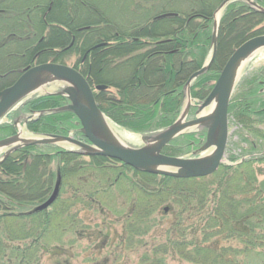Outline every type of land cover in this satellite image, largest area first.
I'll return each instance as SVG.
<instances>
[{
  "label": "trees",
  "instance_id": "trees-1",
  "mask_svg": "<svg viewBox=\"0 0 264 264\" xmlns=\"http://www.w3.org/2000/svg\"><path fill=\"white\" fill-rule=\"evenodd\" d=\"M224 1L135 0L130 8L132 22L128 18L127 26L107 18L82 21L80 6L85 0H16L17 6L0 4V16L10 23L0 27V36L7 38L0 42V91L11 86L26 67L49 62L64 65L65 55L72 51L81 56L79 65L73 68L90 86L107 87L95 94L100 110L123 129L148 131L158 114L169 118L178 113L184 86L209 59L211 25ZM255 1L264 8V0ZM164 14L175 16L156 20ZM263 23L264 15L243 2L228 6L220 22L216 60L198 89L202 98L206 99L221 66L235 50L264 35ZM86 27L89 29L81 31ZM73 39L75 47L69 49ZM100 44L105 46L91 50ZM195 90L192 86V98L197 95ZM248 97L230 107V113L236 111L238 122L246 127L252 123L256 104ZM65 100L60 96L39 98L26 108L40 114L64 106ZM260 113L264 115V109ZM72 117L69 112L45 114L30 121L28 130L67 137L71 129L77 130L70 121ZM78 137H83L80 131ZM51 147L19 149L0 165V264H43L45 254L61 255L62 246L89 236L86 232L91 228L81 219L82 209L123 216L125 248H134L143 244L153 228L148 220L165 204L176 205L180 211L174 226L180 238L154 249L155 256L172 252L189 264H249L258 256L264 261V182L258 186L255 168L256 163L264 164V157L236 166L223 165L208 178L175 179L138 172L101 156L87 157L59 149L45 151ZM174 153L170 145L163 150L169 157ZM128 171L136 179H128ZM59 176L61 187L56 202L34 213L53 194ZM210 178L214 182L206 186ZM116 195L124 199L127 211L116 209ZM211 197L214 209L208 212ZM195 209L197 214L203 211L206 215L198 218V231L191 225L187 233L181 218ZM191 236L194 238L189 240ZM226 241L243 245L236 249L224 244ZM140 264L155 262L146 256Z\"/></svg>",
  "mask_w": 264,
  "mask_h": 264
},
{
  "label": "rangeland",
  "instance_id": "rangeland-1",
  "mask_svg": "<svg viewBox=\"0 0 264 264\" xmlns=\"http://www.w3.org/2000/svg\"><path fill=\"white\" fill-rule=\"evenodd\" d=\"M33 1L35 2V0ZM134 1L135 0H85L86 3L80 6L82 8V13H81L82 21L89 19L101 20L107 18L108 20H110L115 24H120L121 26L122 25L127 26L128 18L130 20V23L132 22L133 16L131 15L132 10L130 8L132 7ZM39 3L40 2H37L36 4ZM142 3L144 2H140V4ZM0 4H13L14 6H17L16 0H1ZM246 5L250 7L248 4ZM0 19L2 20L0 21L1 28H5L10 25V23L7 22L5 17L2 18V16H0ZM215 26H216V18L215 19L213 18V22L211 25L212 35ZM45 38H46L45 36L42 37V40H45ZM6 41L7 38L0 36V42H6ZM22 43L24 42L22 41ZM73 47H75V41L72 40L69 49L71 48L74 49ZM70 53L65 55L64 61H62L64 62V65H67L69 67H75L76 65H79L78 63L81 60V56H78L75 52L72 51ZM211 53H212V43L208 47V56H207L208 58L211 56ZM228 60L226 61V63L228 62ZM49 63H53V62H49ZM225 65L226 64H224V66ZM224 66H221L219 75L221 74V71L223 70ZM22 74H23V70H21L20 76ZM207 74L208 72L193 82V84L190 87V98L187 96L186 93V88H185L186 85L184 86L183 102L177 114H173L169 118H167L168 117L167 115H163L162 113L158 114L160 118L159 117L157 118V116L154 118L152 122L155 124L148 131L146 130H143L144 132L128 131L114 124L113 121L106 114L104 115L117 130V133L121 137H123V140L121 142L122 145L134 149L140 148L146 145L145 142L142 140L143 136L156 135L159 132L168 129L176 122H180L182 120L183 114L186 109H188V112L185 122L196 119L198 107L205 100V98H202L203 96L201 97V93L198 92L199 91L198 89H200L201 84L204 82L203 78ZM214 83L215 82H212V85ZM192 86H194L195 89H197L195 90V92H193L194 94H197L193 98L191 96ZM44 88L45 89L43 91H40L37 94L28 97L26 101H23L22 103L17 105L12 110V112L8 114V116L2 121V123L0 124V143L10 140V138H14L15 136H17L18 133L22 135L23 140H28L33 137H46L47 135H49V134L44 135L43 133L37 134L28 130V123L30 122L28 121L29 118L36 116L37 114L31 113L26 108V105L39 98L50 97L45 95L46 93L56 94L62 92L65 88V85L61 82H51ZM111 92L114 95L116 94V91L114 90H111ZM253 93L255 96L252 98ZM246 95L249 96L248 98L250 99V102H252L253 104L254 102H256L255 106H253L254 111L251 114L252 123H248L250 127L243 126L238 122L236 118V111H231L230 113L231 105L232 107H236V105L239 104L242 98ZM259 100L260 102H258ZM64 103L66 105L67 102L63 101L62 104L64 105ZM263 106H264V50H260L246 59V63L244 64L242 75L232 95V99L229 105V118H228L229 137L225 151L224 165L236 166L244 161H249V160L257 161V159L264 157V115L260 113L264 109ZM212 107L213 105L209 109H207V112L211 111ZM200 115L202 114H198V116ZM163 118H165L166 120H164ZM70 121L72 122V124L73 123L76 124L77 130L71 129L67 137L74 138L76 140L84 139L83 137L82 138L78 137V132L81 130L78 119L74 116L71 118ZM39 128L41 130V126ZM206 134H207L206 128L194 129V130L192 129L191 131H187L185 134L174 139L169 144L170 148L176 152L174 153L175 156L172 157L195 158L201 155L205 156L210 154L213 148H211L208 151L202 150L205 144L203 135ZM128 138L129 139L132 138L133 140L131 139L128 140ZM51 146L52 147L50 149H46L45 151L51 152V150H57V149L65 150V148H68L70 151L72 149L71 147H67L64 145H51ZM12 147L15 146L4 147L0 150V160L3 157L4 153H6ZM255 168L259 182L258 186L260 187L261 183L264 182V164L256 163ZM126 174L128 176V179L132 180V178H134V174L132 172L128 171ZM213 182L214 179L210 178L205 181V184L207 186L212 184ZM116 197H117L116 209L119 212L127 211L128 208L123 206L124 199L118 197V195H116ZM213 206H214V200L211 197L209 198V203L206 207V211L211 212L214 209ZM164 209L165 211L167 210L165 213L163 212ZM81 211H83L81 214V219H84V222L87 225H90L91 228L89 232L85 231L89 236L84 235L83 236L84 239H82L81 241H76L75 244L73 245L66 244L65 246H62L64 251L59 256L53 257L50 254H45L42 261L43 264H56V261L61 262V264H65V262H67V264H140L142 258L146 256H148L151 261L155 262V264H189L181 260L177 255L173 254L172 252H168L167 255H163L162 253H158L157 256L154 255V251L156 250V248L162 246L161 244L167 243L169 240L172 241L174 239L180 238L177 235L178 231H176L174 228V226L178 223L177 215L180 212L176 205L174 206L172 204H165L162 205L160 208H158L157 212L153 215L152 219L148 220V222L151 223L153 228L151 229L150 233L145 237L143 244L130 249L125 248V244L123 241V239L125 238V234L123 230V221H124L123 216L106 214V213L97 214L93 211H84L83 209ZM205 215L206 213L203 214V211L200 214H197L196 209L195 212L193 213L190 212L185 213L181 218L183 219V223H184L182 225L183 230L184 228L188 227L187 230L189 231H187V233L191 232L192 229L189 228H191L190 226L192 225L198 231L199 230L198 226L200 224L198 222V218L201 216L205 218ZM188 238L189 240H192L194 237L191 236ZM224 244L236 249L241 248L243 245L237 241H226V243ZM249 264H264V261H262V258L258 256L257 258L255 257L254 259L252 258Z\"/></svg>",
  "mask_w": 264,
  "mask_h": 264
},
{
  "label": "water",
  "instance_id": "water-1",
  "mask_svg": "<svg viewBox=\"0 0 264 264\" xmlns=\"http://www.w3.org/2000/svg\"><path fill=\"white\" fill-rule=\"evenodd\" d=\"M234 2H243L252 9L264 15V8L254 0H225L217 9L220 13L218 22L212 35V53L209 60L201 70L195 72L186 83V93L190 98V87L199 77L205 75L213 66L218 51V33L223 12ZM175 14H164L156 20L173 17ZM89 29V28H84ZM105 44L93 47L95 50ZM264 50V35L254 37L242 44L229 58L208 97L198 107L197 117L192 121L176 122L168 129L153 136H143L146 145L140 148H129L116 138L107 125L108 119L98 107L94 90L86 78L73 67L56 63H45L26 68L23 74L10 87L0 91V124L12 110L26 101L28 97L37 94L44 77L51 82H61L65 85L62 92L45 94L47 96H60L66 99V105L52 111L41 112L42 117L49 113L69 112L79 121L83 140L70 137L49 135L46 137H33L24 140L22 145L12 147L0 160V165L14 152L25 147L64 145L71 147L70 151L87 157L101 156L121 162L122 164L142 173L162 175L175 179H201L214 175L224 163L225 151L229 137V105L235 87L240 79L236 77V67L244 59ZM47 84V85H48ZM106 86H98L97 91L105 90ZM44 90V89H43ZM214 110L207 112L212 105ZM198 114H202L198 116ZM35 117L29 118L32 121ZM206 128L207 134L203 151L213 150L208 155L195 158L169 157L163 150L177 137L185 134L190 129ZM20 133L0 145H8L11 140L17 139ZM7 147H10L9 145ZM61 187V177L49 199L38 206L34 213H39L50 208L57 200ZM167 211V210H166Z\"/></svg>",
  "mask_w": 264,
  "mask_h": 264
},
{
  "label": "bare ground",
  "instance_id": "bare-ground-1",
  "mask_svg": "<svg viewBox=\"0 0 264 264\" xmlns=\"http://www.w3.org/2000/svg\"><path fill=\"white\" fill-rule=\"evenodd\" d=\"M220 18V13H218L216 15V21L218 22ZM246 63V61H244V59L238 64V66L236 67V72H235V75L236 77H240L242 75V72H243V67H244V64ZM49 82V79L44 77L42 79V85L40 86V88L37 90V91H43V89H45L44 87L47 86ZM213 108H215V104H214V107H212V110H214ZM187 112H188V109L185 110L184 114H183V117H182V120H181V123L185 122V119H186V116H187ZM107 125L108 127L110 128V130L112 131V133L116 136V138L122 142L123 140V137H121L118 133H117V130L114 128V126L109 122L107 121ZM192 129L188 130V131H191ZM194 130V129H193ZM131 140H133L132 138H130ZM128 138V140H130ZM24 142V140L22 139V135L20 134V136L17 138V139H14V140H11V142H9V146H17V145H22V143ZM6 144H3L0 145V150L4 147H7L8 146ZM65 150H69L68 148H65Z\"/></svg>",
  "mask_w": 264,
  "mask_h": 264
},
{
  "label": "flooded vegetation",
  "instance_id": "flooded-vegetation-1",
  "mask_svg": "<svg viewBox=\"0 0 264 264\" xmlns=\"http://www.w3.org/2000/svg\"><path fill=\"white\" fill-rule=\"evenodd\" d=\"M73 41H74V39H73ZM39 54V53H38ZM38 56V55H37ZM87 56H88V54H86L85 56H84V59H83V61H85L86 59H87ZM26 69V68H25ZM103 91V90H102ZM204 137H205V135H203V139H204Z\"/></svg>",
  "mask_w": 264,
  "mask_h": 264
}]
</instances>
